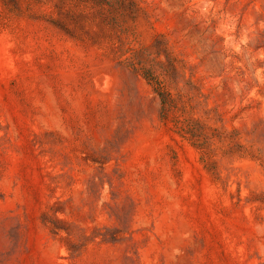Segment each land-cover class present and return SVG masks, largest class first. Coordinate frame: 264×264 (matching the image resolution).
Instances as JSON below:
<instances>
[{"label":"rangeland","instance_id":"1","mask_svg":"<svg viewBox=\"0 0 264 264\" xmlns=\"http://www.w3.org/2000/svg\"><path fill=\"white\" fill-rule=\"evenodd\" d=\"M0 264H264V0H0Z\"/></svg>","mask_w":264,"mask_h":264},{"label":"trees","instance_id":"2","mask_svg":"<svg viewBox=\"0 0 264 264\" xmlns=\"http://www.w3.org/2000/svg\"><path fill=\"white\" fill-rule=\"evenodd\" d=\"M146 76L150 81L154 83L155 91L158 93L162 104L164 105V111H168L169 106L172 102L171 94L166 90L165 86L162 82L158 81L155 77H153L149 72L146 71Z\"/></svg>","mask_w":264,"mask_h":264}]
</instances>
